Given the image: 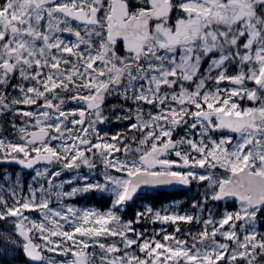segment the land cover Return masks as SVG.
Masks as SVG:
<instances>
[{
  "label": "snow or ice",
  "instance_id": "1",
  "mask_svg": "<svg viewBox=\"0 0 264 264\" xmlns=\"http://www.w3.org/2000/svg\"><path fill=\"white\" fill-rule=\"evenodd\" d=\"M0 264H264V0H0Z\"/></svg>",
  "mask_w": 264,
  "mask_h": 264
},
{
  "label": "flooded vegetation",
  "instance_id": "2",
  "mask_svg": "<svg viewBox=\"0 0 264 264\" xmlns=\"http://www.w3.org/2000/svg\"><path fill=\"white\" fill-rule=\"evenodd\" d=\"M186 195H188V193L180 188L165 189L159 194V200L161 203H167L169 200H178L179 198H182Z\"/></svg>",
  "mask_w": 264,
  "mask_h": 264
},
{
  "label": "rangeland",
  "instance_id": "3",
  "mask_svg": "<svg viewBox=\"0 0 264 264\" xmlns=\"http://www.w3.org/2000/svg\"><path fill=\"white\" fill-rule=\"evenodd\" d=\"M187 196H188V195H186V196H184V197H182V198H179L178 200L183 201V200H185V199L187 198Z\"/></svg>",
  "mask_w": 264,
  "mask_h": 264
},
{
  "label": "trees",
  "instance_id": "4",
  "mask_svg": "<svg viewBox=\"0 0 264 264\" xmlns=\"http://www.w3.org/2000/svg\"><path fill=\"white\" fill-rule=\"evenodd\" d=\"M89 202H92V201H89Z\"/></svg>",
  "mask_w": 264,
  "mask_h": 264
}]
</instances>
